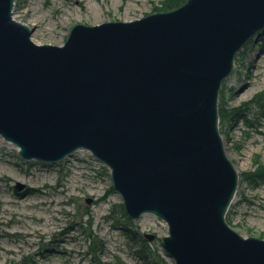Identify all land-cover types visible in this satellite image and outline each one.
I'll return each instance as SVG.
<instances>
[{"label":"water","instance_id":"1","mask_svg":"<svg viewBox=\"0 0 264 264\" xmlns=\"http://www.w3.org/2000/svg\"><path fill=\"white\" fill-rule=\"evenodd\" d=\"M13 8L0 0V135L19 155L58 162L90 150L130 218L166 222L175 264H264V238L226 220L239 174L219 130L222 83L264 29V0H187L76 24L63 45L35 43Z\"/></svg>","mask_w":264,"mask_h":264},{"label":"rangeland","instance_id":"2","mask_svg":"<svg viewBox=\"0 0 264 264\" xmlns=\"http://www.w3.org/2000/svg\"><path fill=\"white\" fill-rule=\"evenodd\" d=\"M162 1L14 0L13 17L32 29L35 43L63 45L76 24L130 22L166 12L155 9ZM246 82L250 85L240 94ZM221 106L237 108L219 123L239 174L226 220L245 237L264 238V182L252 185L244 176L264 165V29L238 52L220 89L219 114ZM17 182L27 191H16ZM167 233L166 224L152 214L131 219L125 213L110 168L90 151L80 149L55 163L25 160L0 136V264L30 256L25 263L175 264L161 246Z\"/></svg>","mask_w":264,"mask_h":264},{"label":"trees","instance_id":"3","mask_svg":"<svg viewBox=\"0 0 264 264\" xmlns=\"http://www.w3.org/2000/svg\"><path fill=\"white\" fill-rule=\"evenodd\" d=\"M185 2H186V0H163L161 2V6L156 7L155 9L168 11V10L175 9V8L181 6ZM228 110L226 111L224 109V107L221 106L220 107V118H224L226 115H228V116L232 115L237 110V108L229 110V111ZM244 176H246L245 178L248 179L252 185H258L259 183L264 182V165L259 164L255 170L245 173ZM92 235L93 234L89 235V237L91 238L90 249H91V253H96L98 251V249L94 248L95 241H94V239H92ZM30 258H31V256L30 257H24L23 261H12L9 264H33L34 262L32 260H29L28 263L24 262V260L30 259Z\"/></svg>","mask_w":264,"mask_h":264},{"label":"bare ground","instance_id":"4","mask_svg":"<svg viewBox=\"0 0 264 264\" xmlns=\"http://www.w3.org/2000/svg\"><path fill=\"white\" fill-rule=\"evenodd\" d=\"M224 83V82H223ZM223 83H222V86H223ZM250 85V83H244L243 85H242V87L239 89V93L241 94V92L246 88V87H248ZM223 142H224V146H225V141H224V138H223ZM227 152V151H226Z\"/></svg>","mask_w":264,"mask_h":264}]
</instances>
